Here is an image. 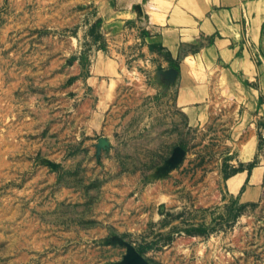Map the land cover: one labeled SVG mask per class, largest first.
<instances>
[{"label": "rangeland", "instance_id": "obj_1", "mask_svg": "<svg viewBox=\"0 0 264 264\" xmlns=\"http://www.w3.org/2000/svg\"><path fill=\"white\" fill-rule=\"evenodd\" d=\"M210 1L0 0V264H264V112Z\"/></svg>", "mask_w": 264, "mask_h": 264}, {"label": "crops", "instance_id": "obj_2", "mask_svg": "<svg viewBox=\"0 0 264 264\" xmlns=\"http://www.w3.org/2000/svg\"><path fill=\"white\" fill-rule=\"evenodd\" d=\"M208 16L205 33L217 32L214 47L226 64L228 90L237 69L246 78L243 105L248 113L264 112V0H211L204 8ZM168 42L175 39L166 35ZM253 187L247 192L252 193Z\"/></svg>", "mask_w": 264, "mask_h": 264}]
</instances>
